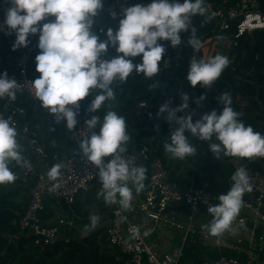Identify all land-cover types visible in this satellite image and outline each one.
Instances as JSON below:
<instances>
[{
	"label": "clouds",
	"instance_id": "9594fccd",
	"mask_svg": "<svg viewBox=\"0 0 264 264\" xmlns=\"http://www.w3.org/2000/svg\"><path fill=\"white\" fill-rule=\"evenodd\" d=\"M10 4L3 25L8 33L15 34L14 50L27 47L29 36L38 34L39 54L35 57L39 76L31 81L35 97L41 106L57 118L66 122L69 131L75 129L79 115V102L89 96L91 90H100L94 96L87 111L99 112L108 100L115 99L111 85L114 81L124 82L136 71L145 77H155L166 51L161 43L167 41L172 47L181 45V36L189 32V46L199 50L202 42L191 27L194 16L210 20L205 0H151L147 5L136 4L123 10L118 28H109L101 39L93 30L94 18L103 7V0H0ZM54 19H49L53 18ZM48 21L41 23L42 21ZM110 48L116 55L110 59L102 57ZM140 58L135 63L133 58ZM227 56L216 54L207 59L191 58L187 80L193 88L200 85L210 87L228 67ZM155 86V85H153ZM20 84L0 73V98L16 99ZM204 96L199 98L200 101ZM183 103L172 109L167 103L159 108L158 116L164 115L171 125L169 140L164 151L174 159L183 160L196 154V147L189 136L209 143V150L219 160L221 154L229 157L264 158V134L245 125L240 113L231 107V95L221 94L219 103L222 111L213 110L193 120V114L185 112L189 107V96L182 95ZM177 113H184L178 116ZM88 135L79 141V150L88 163L98 170L102 184L100 195L107 204H117L122 210H129L133 200V189L140 193L145 188L146 169L134 166L123 155L129 136L125 118L114 111H108L101 120L93 115L85 121ZM98 129V131H97ZM23 148L17 142V130L8 119L0 118V185L16 180L9 165L16 164L31 168V162L23 156ZM62 164L53 165L47 173L50 181H58ZM232 186L218 197L219 203L208 207L212 217L202 230L213 237L225 232L236 234L233 226L243 206L245 193L253 191L248 171L236 169L231 177ZM60 184L53 183L49 191H55ZM100 217L90 216L89 230L95 229ZM121 217V220H126ZM138 233V228H132ZM148 233L145 232V235Z\"/></svg>",
	"mask_w": 264,
	"mask_h": 264
},
{
	"label": "trees",
	"instance_id": "16d2710c",
	"mask_svg": "<svg viewBox=\"0 0 264 264\" xmlns=\"http://www.w3.org/2000/svg\"><path fill=\"white\" fill-rule=\"evenodd\" d=\"M259 10L264 16V0L259 1ZM4 14L0 11L1 21ZM191 27L196 29V36L202 42V47L198 51L193 50L188 44L191 28L181 36L182 52L177 53L167 41L165 44L162 43L166 51L160 62L158 74L147 78L143 73L133 71L126 81H114L111 87L115 99L106 101L97 117L102 120L108 111L123 116L129 136L127 153L147 146L151 159L163 163L169 180L176 184L179 191L195 187L214 197L225 194L230 189L220 165L223 154L218 160L209 150V143L216 142L215 139L210 142L200 141L189 136L190 142L197 149L196 154L183 160L172 158L163 147L166 142H170L171 125L164 119L165 114L158 116L159 108L165 103H171L174 109L179 107L183 103L182 95L186 94L189 96L187 109L207 103L210 112L215 110L219 114L222 111L219 97L227 92L231 95V107L240 113L241 121L246 126L251 125L254 131L264 134V31L243 36L238 40L233 39L232 34H228L217 43L205 45L214 36V23L197 18L192 21ZM117 28L115 27L113 31ZM93 30L102 40L106 38L107 31L99 34L95 20ZM33 41L34 38H31L28 43L31 44ZM39 51L37 48L27 63V76L31 80L39 76L34 61ZM216 54L228 57L230 61L228 67L210 87L203 88L197 85L193 88L187 80L191 58H200L204 55L207 59ZM114 55L115 48H110L102 58L110 59ZM133 59L135 63H140L139 57ZM3 72H7L8 77L14 79L15 71L12 67L0 63V73ZM92 92L93 90L79 102L77 118L90 105ZM201 96L205 97L203 101L199 100ZM18 104L26 110L24 116L16 119L19 130L25 126L30 134L35 135L37 143L45 150L50 168L55 165L54 157L66 159L75 153L69 130L52 121L50 113L38 102L19 92ZM140 104H145L146 107L140 108ZM183 114L177 113L178 116ZM199 118V115H193L194 121ZM229 158L252 170L264 169L262 157ZM9 167L16 180L10 184L0 185L2 211L0 264H124L125 258L119 250L111 247L106 241L105 228L89 233L81 241H60L44 249L35 247L32 237L23 234L19 226L20 219L29 205V188L33 184L29 188L23 185L14 161Z\"/></svg>",
	"mask_w": 264,
	"mask_h": 264
},
{
	"label": "built area",
	"instance_id": "2783aa9c",
	"mask_svg": "<svg viewBox=\"0 0 264 264\" xmlns=\"http://www.w3.org/2000/svg\"><path fill=\"white\" fill-rule=\"evenodd\" d=\"M259 1L205 0V6L209 9V14L215 13L209 20L214 23V36L205 45L217 43L228 34H232L233 39L238 40L243 36H250L256 32L264 31V16L260 13ZM149 3H151V0H103V7L94 18L95 27L98 29L99 34L104 33L109 28L114 30L113 24H119L120 19L123 18L125 8L136 4L147 5ZM10 6V4L0 3V11L5 13ZM197 18L206 20L205 17L197 15L192 17L191 23ZM49 19H54V17ZM45 22L48 21H42L41 23ZM31 38H34V41L31 44L28 43L27 47L14 50L15 34H9L7 28L3 25V21L0 20V41L3 46V51L0 52V63H3L6 67H12L15 71L14 79L21 86L15 100H10L8 97L0 98V118L10 121V125L17 130V139L20 140H24L29 132L25 126L19 130L16 120L26 113L25 108L19 104L17 105L18 93L23 92L41 105L31 86L32 80L27 76V63L30 62L38 48V34L29 36L28 41ZM161 43L165 44L166 41ZM2 46L0 45V48ZM173 49L177 53L183 50L180 45L173 47ZM99 91L98 89L93 90L90 103L94 96L99 94ZM88 107L77 118L78 123L75 129L69 131L75 153L69 155L66 159L54 157L55 164H62L58 181H50L46 173L36 172L33 166L34 163L29 158L26 159L31 162L30 169L16 164L23 184H29V186L33 184L30 188L29 205L20 219V230L23 234L32 237L34 246L40 249L54 246L60 241H70L69 239L61 240L60 229L64 221H59L55 226L43 225L40 214L44 210V198L46 196L57 199L66 206H72L77 196L88 191L93 185L97 187L99 194L101 192L102 184L99 180L98 170L87 162L79 150V141L89 134L85 128V121L98 114V112L89 113L87 111ZM145 107V104H140V108ZM170 108L174 109L172 106ZM50 115L52 121L56 122V116L51 113ZM58 124L66 127V122L63 120ZM27 143L35 150L36 162L44 163L47 166L48 173L50 163L45 150L39 146L36 139L34 141L27 140ZM123 155L134 166H141L146 169L145 181L149 182V189L145 192L139 204L134 207L131 205L129 210H122L117 204L104 202L107 210L106 241L111 247L119 250L125 258L124 264H175L180 252L160 258L154 246L148 242L150 236L158 228L163 227L183 232L185 237H195L197 231L194 226L195 219L193 215L187 216V219L184 220L179 218L176 213L171 212V208L184 205L192 213L199 208L208 212V207L218 204V202L203 189L191 187L179 191L176 184L169 180L168 172L165 170L163 163L160 160L151 159L147 146L132 150L129 153L125 152ZM244 168L248 171L253 188L252 192L245 193L244 196H254V201H249L243 197V206L233 226L239 231L250 225V229L246 231L249 246L258 255L264 256V229L258 231L259 225L264 226V213L261 211V208L264 207V169ZM57 182L60 187L55 191H49L52 184ZM121 217L127 219L121 220ZM132 228H138V233L134 235L131 231ZM145 232L148 234L145 235ZM203 237L206 240L209 239L208 236ZM214 240L217 244L221 243L218 239ZM236 243L240 245L242 241L237 240ZM211 264H238V261L232 258L220 257Z\"/></svg>",
	"mask_w": 264,
	"mask_h": 264
},
{
	"label": "crops",
	"instance_id": "0c3cea01",
	"mask_svg": "<svg viewBox=\"0 0 264 264\" xmlns=\"http://www.w3.org/2000/svg\"><path fill=\"white\" fill-rule=\"evenodd\" d=\"M204 58V55L201 56ZM35 136V135H34ZM27 137L24 140L17 139V142L22 146L25 158L33 161V166L36 172L47 174V166L42 162H36V153L33 147L27 143ZM135 150V149H133ZM222 169L226 175L229 186H232L231 177L236 169L242 166L238 161L230 159L228 156H222ZM49 171V169H48ZM20 176V174H19ZM22 181V180H21ZM23 183V182H22ZM145 188L140 193H135L133 189V200L131 205L137 206L142 200L145 192L149 189V182L145 181ZM29 188V184H23ZM219 196L213 198L219 203ZM249 201H254V196H244ZM30 199V188H29ZM44 210L40 214V219L44 226H55L59 221H64L60 229L61 240L69 239L70 241H81L93 231H99L105 228L106 206L103 198L99 194L96 186H91L88 191L80 193L75 203L72 206H66L61 201L53 199L50 196L44 198ZM264 213V207L261 208ZM171 212L177 214L181 219L186 220L187 216L193 215L195 219V229L197 236L185 237L183 232L174 229L158 228L149 238L148 242L154 246L158 256L162 258L166 255H171L180 252L175 264H211L220 257L232 258L238 261V264H264V256L258 255L252 247L249 246L248 235L246 231L250 229V225L244 230L237 231L236 234L225 232L219 237H213L202 230V225L210 222L212 217L199 208L197 211H192L184 206L177 205L171 208ZM98 215L99 222L95 229L89 230L90 216ZM264 229V226L259 225L258 231ZM203 236H208L205 239ZM214 239L221 241L217 244ZM237 240L242 243L238 245Z\"/></svg>",
	"mask_w": 264,
	"mask_h": 264
},
{
	"label": "water",
	"instance_id": "95a60500",
	"mask_svg": "<svg viewBox=\"0 0 264 264\" xmlns=\"http://www.w3.org/2000/svg\"><path fill=\"white\" fill-rule=\"evenodd\" d=\"M168 105H169V107L171 106L170 103H168ZM185 112L186 113H192V114L194 113L195 115H199V116L210 113L208 106H207V103H205L203 105H197L194 108L185 109ZM26 137L28 140H32V141L35 140V136L30 134V133ZM1 213H2V211H0V214Z\"/></svg>",
	"mask_w": 264,
	"mask_h": 264
},
{
	"label": "rangeland",
	"instance_id": "374dc122",
	"mask_svg": "<svg viewBox=\"0 0 264 264\" xmlns=\"http://www.w3.org/2000/svg\"><path fill=\"white\" fill-rule=\"evenodd\" d=\"M113 26L118 27V24L114 23ZM0 45L2 46L1 41H0ZM2 51H3V46L0 48V52H2ZM196 59H200V58H196Z\"/></svg>",
	"mask_w": 264,
	"mask_h": 264
}]
</instances>
